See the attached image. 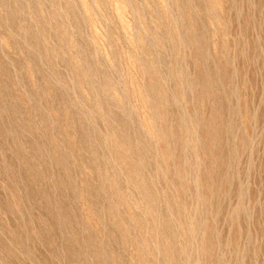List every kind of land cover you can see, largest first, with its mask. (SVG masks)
<instances>
[{
	"label": "rangeland",
	"instance_id": "374dc122",
	"mask_svg": "<svg viewBox=\"0 0 264 264\" xmlns=\"http://www.w3.org/2000/svg\"><path fill=\"white\" fill-rule=\"evenodd\" d=\"M0 264H264V0H0Z\"/></svg>",
	"mask_w": 264,
	"mask_h": 264
}]
</instances>
